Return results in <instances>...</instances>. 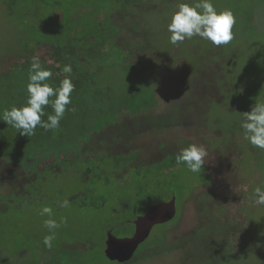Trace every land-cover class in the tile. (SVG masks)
Returning a JSON list of instances; mask_svg holds the SVG:
<instances>
[{
    "label": "rangeland",
    "instance_id": "rangeland-1",
    "mask_svg": "<svg viewBox=\"0 0 264 264\" xmlns=\"http://www.w3.org/2000/svg\"><path fill=\"white\" fill-rule=\"evenodd\" d=\"M55 1L57 2L46 0L45 3H41L39 0L24 2L18 0L8 14L3 7L4 0H0V78L1 75L21 67L26 61L24 50L33 49L36 42L43 40V36L48 35L49 41H52L55 34L66 30L62 23H55L53 8L47 6ZM155 1H165V10L151 16L152 27L145 40L137 39L140 48H133L132 59L133 62H137L140 57H144L160 66L161 75L156 88L159 102L154 113L156 115L174 113L173 107L179 106L180 110V106L185 102L187 105L190 103L187 97L193 82L188 81L186 72L181 71L182 67L185 65L186 70L192 74L199 73L197 69L199 64L207 58L208 51L211 52L208 54L213 55L216 48L221 56L231 54L235 57V81L244 89L241 91L242 94L249 92V98L235 103L237 109L232 113L228 109L216 106L206 115L208 120L218 123L219 130L223 129L221 128L223 125L237 126L234 135L241 140L238 148H235L237 145L235 138L231 139L233 141L217 143L221 135L210 128L200 127L195 120L184 125H174L160 133L146 132L117 148V151L124 154L128 151L136 153L132 167L142 168L141 173L146 176L143 183L148 185L149 192L154 191L155 194L152 195L160 199L163 195V200L169 198L164 184L176 185L181 195L176 221L154 228L148 241V243L158 241L164 236L163 243L138 253L124 264H264V254H261L264 251V206L255 205L252 199L253 188L264 184V150L253 147L245 140L243 130L240 128L244 112L249 111L256 100H264V24L258 22L259 18L264 17V0H213L217 10L231 9L237 21L233 27L234 39L228 45L221 46H215L199 37H193L177 45L170 44L168 18L178 3H192L193 0ZM63 2L67 9L70 8L68 0ZM139 8L133 10L138 11ZM36 10H39L38 14ZM72 11L71 7L70 12ZM56 16L61 17L59 13H56ZM133 20L131 16V27L134 24ZM141 23L144 22L141 20ZM44 27L45 33L42 32ZM33 55L39 56L46 65L52 64L46 45L34 49ZM203 63L206 67L208 62ZM12 86L13 96L23 90L21 80L13 82ZM7 90L8 85L0 86V112L4 108H10L16 101L5 96ZM4 123L0 121V124ZM114 130L115 128L112 131ZM191 143L203 145L208 152L201 173H192L186 166L177 165L173 169L165 170L161 177L157 175L159 185L151 186L154 182L152 165L161 162L166 156L178 154ZM94 151L100 149L94 145ZM4 161L6 160L3 159V163ZM45 163H41L40 167ZM65 169L67 171L61 175L45 173L46 184L40 186L39 181L35 182L34 191L30 189L33 192L32 197L27 201L14 196L8 198L0 196V205L4 208L0 210L1 259L11 261L12 264H28L31 263L33 252L36 253V260L49 254L48 249L40 250L36 245L33 250L12 255L18 250L21 252L32 246L34 238L43 240V236L47 234L43 220L47 217H41L39 210L41 206L48 205L53 208V216L57 221L61 217L67 220L66 224L56 230L52 248L58 240H62L64 243H71L72 248L80 253L78 258L80 264H119L106 258L104 242L107 230L114 225L125 223L127 213H120L119 203L115 198L117 191L113 185L122 183L127 178L126 173L129 170L121 171L119 176H115L118 180L109 178V185H105L102 180L93 184L95 192L92 200L98 202L105 200L98 209H93L79 208L72 203L69 208L57 207V201L70 199L82 188L76 178L82 166L66 165ZM203 174L212 178L208 186H204L207 178ZM105 175H100L99 178L104 179ZM2 182L6 183L7 188H3ZM23 185L22 179L13 184L0 179V193L8 194L12 187L14 194H22ZM89 201L88 199L87 202ZM113 209L119 214L114 213ZM225 220L233 227L228 237V243L232 247L219 257H212V262L200 253L205 243L202 241L205 240V236H202L200 230H203V225L207 234L212 229L214 237L209 240H214L217 244L223 239L217 226L220 225L221 228ZM127 227L126 225L125 228ZM114 236L120 239L122 233L115 231Z\"/></svg>",
    "mask_w": 264,
    "mask_h": 264
},
{
    "label": "trees",
    "instance_id": "trees-1",
    "mask_svg": "<svg viewBox=\"0 0 264 264\" xmlns=\"http://www.w3.org/2000/svg\"><path fill=\"white\" fill-rule=\"evenodd\" d=\"M17 1L4 0L3 7L8 14ZM39 1L46 2V0ZM68 2L70 5L68 9L63 0L47 5L53 8L55 23L65 25L66 32L62 30L55 34L52 41H49V36L45 35L42 41L35 43L33 49L24 50L26 61L21 67L1 75L0 86L8 85L5 96L16 100L13 105H22L27 98L26 85L30 58L34 49L46 45L52 64L46 65L41 62L53 72L49 83L59 85L60 80L68 75L63 73V67L71 65L70 75L75 88L71 94L72 103L68 107L75 108V111L65 112L60 128L55 133L38 127L34 136L27 137L20 135L11 125L0 124V179L11 184L22 179L26 192L14 194V189L11 187L8 194L1 192L0 196L1 198L14 196L27 201L32 197L35 182L39 181L40 186L46 184L45 173L61 175L62 172L67 171L66 165L71 167L80 165L82 170L76 178L82 188L70 197V203L79 208L98 209L105 200L102 199L101 202L92 200L95 192L93 184L102 180L105 185H109V178L117 179L115 176L128 169L127 178L122 183L113 185L117 191L115 194L117 202L127 207L124 210L127 213L124 221L128 222V217L138 213L149 196L155 193L149 192L148 185L143 183L146 176L141 173L142 168L132 167L136 153L128 151L124 154L117 151V148L146 132L160 133L174 125H184L194 120L200 127L218 132L221 137L217 143L233 141L231 139L235 138L237 140L235 148H238L241 140L234 135L237 126L223 125L221 126L223 129L219 130L218 123L208 120L206 115L216 106L228 109L232 113L237 109L235 103L248 99L249 92L242 94L241 91L244 89L235 81V57L231 54L221 56L216 48L213 55L208 54L211 53L208 51L207 58L199 64L197 68L199 73L192 74L186 70L185 65L182 67L181 71L186 72L184 74L188 81L193 82L188 90L190 99L188 97L187 99L190 103L187 105L185 102L180 106V110L179 106L173 107L174 113L156 115L154 111L159 102L156 88L161 75L160 66L144 57H140L137 62H133L132 59L133 48H140L137 39L145 40L152 27L151 16L163 12L166 2L155 0H68ZM71 7L72 12H70ZM136 7H140L138 11L133 10ZM36 11L38 14L39 10ZM56 13L61 17L58 18ZM131 16L134 19L132 27ZM42 32L45 33V27ZM205 61L208 62L206 67L203 63ZM18 80L22 81L23 90L13 96L12 84ZM44 111L45 116L42 119L46 120L47 115L53 112L51 105L46 106ZM175 112H178V115ZM109 131L114 132L113 135ZM94 145L100 151H94ZM176 155L166 156L161 162L152 165L154 182L151 186L159 185L157 175L161 177L165 170L173 169L177 165L184 166L176 163ZM3 159L6 160L4 161L6 164L3 163ZM41 163L45 164L40 167ZM56 169L60 172H56ZM4 174L7 175L4 176L6 178L3 177ZM103 174H106L105 178L100 179V175ZM205 176L207 181L204 186H208L212 178ZM2 183L3 188H7L6 183ZM87 184L91 186L88 187ZM163 187L167 189V197L175 198L179 205L181 195L178 187L173 184H164ZM3 209L0 205V210ZM124 212L120 211V213ZM221 225L222 229L220 225L217 227L223 239L217 244L214 240H209L214 237L212 229L209 234L205 232L204 225L203 230H200L202 236H205V240L202 239L205 243L200 253L212 262V257L217 258L232 247L228 243V237L233 227L227 220ZM163 240L164 236L158 241L144 242L135 250L134 257L146 249L154 248L158 243L162 244ZM42 241L38 237L34 238L32 246L26 247L21 252L18 250L12 255L33 250L36 245L37 249L46 250ZM49 251L45 258L39 260H36V253L33 252L31 263L28 264H80L78 259L80 253L73 249L69 242L58 240L54 248ZM261 254H264V251ZM0 264L12 263L0 258Z\"/></svg>",
    "mask_w": 264,
    "mask_h": 264
},
{
    "label": "clouds",
    "instance_id": "clouds-1",
    "mask_svg": "<svg viewBox=\"0 0 264 264\" xmlns=\"http://www.w3.org/2000/svg\"><path fill=\"white\" fill-rule=\"evenodd\" d=\"M236 16L231 9L217 10L213 0H193L192 3L180 2L168 18V40L172 45L199 37L211 42L215 46L228 45L234 39L233 27ZM264 24V17L259 18ZM65 75L59 85L49 83L53 77L51 69L43 66L37 55L30 58V67L27 74L25 102L0 112V121L11 125L22 136L31 137L36 134L37 128L55 133L60 128V122L66 111H75L69 108L72 103V92L75 85L72 82L71 65L63 67ZM51 98V99H50ZM51 105L53 112L45 116V107ZM243 138L253 147L264 150V100H256L249 111L244 112L240 121ZM208 152L203 145L191 143L176 155V163L183 164L192 173H201L205 165ZM253 203L264 206V184L257 185L252 191ZM59 208H69L70 200L63 199L56 202ZM43 220V227L47 234L43 236V245L51 250L56 239V230L67 223L65 217L59 221L53 216V208L48 205L41 206L39 210Z\"/></svg>",
    "mask_w": 264,
    "mask_h": 264
},
{
    "label": "water",
    "instance_id": "water-1",
    "mask_svg": "<svg viewBox=\"0 0 264 264\" xmlns=\"http://www.w3.org/2000/svg\"><path fill=\"white\" fill-rule=\"evenodd\" d=\"M147 207L144 215H134L128 222L114 225L106 231L104 254L110 261L119 264L130 261L134 251L149 237L152 228L172 220L176 215L175 198L165 203L160 197L152 195ZM115 231L122 233V238H116Z\"/></svg>",
    "mask_w": 264,
    "mask_h": 264
},
{
    "label": "flooded vegetation",
    "instance_id": "flooded-vegetation-1",
    "mask_svg": "<svg viewBox=\"0 0 264 264\" xmlns=\"http://www.w3.org/2000/svg\"><path fill=\"white\" fill-rule=\"evenodd\" d=\"M56 172H60V170L59 169H56ZM149 198H150V196H149ZM149 198H148V200H149ZM172 198H167L166 200H163L162 199V197H161V200L163 201V202H169L170 200H171ZM148 200L145 202V204L144 205H142L141 207H140V209H139V211H138V213H136V214H134V215H144L146 212H147V210H148V207H147V203H148ZM119 203V202H118ZM119 206V210L120 211H122L123 210V212H124V210L125 209H127V207H125V206H121L120 204L118 205ZM121 207V208H120ZM175 208H176V215H177V208H178V205H177V202H176V200H175ZM114 213H116L117 215L119 214V212L117 211V210H112ZM134 215H131L130 217H132V216H134ZM176 215H175V217H176ZM130 217H128V218H130ZM175 217L172 219V220H170V221H168V222H166V223H163V224H159V225H155L153 228H152V230L154 229V228H157V227H160V226H166V225H168L169 223H172V222H174V220H175ZM127 218V219H128ZM152 230H151V232H152ZM151 232H150V234H149V237L144 241V242H146V241H149L150 240V235H151ZM143 242V243H144ZM105 243V242H104ZM142 243V244H143ZM105 245V244H104ZM105 247V246H104ZM139 248V247H138ZM134 255H135V251H134V254H133V257H134ZM124 264V263H123Z\"/></svg>",
    "mask_w": 264,
    "mask_h": 264
}]
</instances>
